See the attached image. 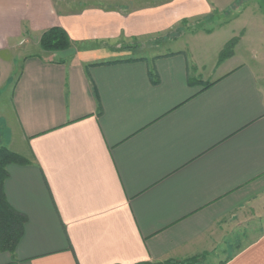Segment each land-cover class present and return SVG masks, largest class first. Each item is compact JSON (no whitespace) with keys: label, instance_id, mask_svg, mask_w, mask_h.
<instances>
[{"label":"crops","instance_id":"crops-1","mask_svg":"<svg viewBox=\"0 0 264 264\" xmlns=\"http://www.w3.org/2000/svg\"><path fill=\"white\" fill-rule=\"evenodd\" d=\"M206 22L263 35L264 0H0V120L29 161L7 167L26 223L0 264H264V38L205 89L190 65L227 41L180 44ZM52 28L69 50L41 48Z\"/></svg>","mask_w":264,"mask_h":264},{"label":"trees","instance_id":"trees-1","mask_svg":"<svg viewBox=\"0 0 264 264\" xmlns=\"http://www.w3.org/2000/svg\"><path fill=\"white\" fill-rule=\"evenodd\" d=\"M40 46L45 51H67L71 47L68 34L61 28H52L45 32L40 41ZM234 40L230 41L219 55V63L233 56ZM153 76V75H151ZM192 83L191 81L189 82ZM214 83H205V89ZM11 164L26 165L29 161L21 155L10 151L0 141V249L4 252L14 254L24 234L26 217L17 212L8 202L5 193V182L8 178L7 167ZM202 257H194L183 261L168 260L160 263H138V264H204Z\"/></svg>","mask_w":264,"mask_h":264},{"label":"rangeland","instance_id":"rangeland-1","mask_svg":"<svg viewBox=\"0 0 264 264\" xmlns=\"http://www.w3.org/2000/svg\"><path fill=\"white\" fill-rule=\"evenodd\" d=\"M231 16H226L224 21H231ZM233 20V19H232ZM203 26V30H200V27ZM214 26L212 23L206 22L203 25H196L194 23L191 24L190 28L188 31H185V33L182 35L184 36L183 42H181L180 45H188V43L192 42L191 45H214L215 42L219 40L217 45H223L225 41H227L226 45L234 40L235 47L233 48V56L235 52L240 53V48L239 45H249L246 40L245 42L241 41L243 38H247L248 36L250 39L255 43V45H262L260 44L261 40L264 38V34L261 35L260 33H256L254 31L250 32L247 31H237L235 32L234 30H230V26H227L224 28L223 31L217 33V35L213 36L212 38H207V33H213ZM208 31V32H207ZM175 36V35H174ZM182 38V37H181ZM156 43H161V44H167L169 43V39H156ZM178 45V44H177ZM225 45V46H226ZM264 45V44H263ZM224 46V47H225ZM224 49V48H223ZM222 49V50H223ZM31 52V50H30ZM29 53V51H28ZM221 53V52H220ZM220 55V54H219ZM219 60V57H218ZM228 60V59H227ZM226 61V60H225ZM224 61V62H225ZM223 63V62H222ZM222 63H219L217 61V64L211 63V66H205L201 67L196 63H192L190 65V76L196 78H201L207 83L210 81L214 80L219 74H220V66ZM17 71L19 70L20 64L17 63L16 65ZM259 70V69H258ZM11 93L9 91H6L3 93V95L0 96V114H10L12 115V110H11V104H10V99H11ZM8 119L4 116V120H0V141L3 144V146H7L11 142V135H12V128H9L8 125ZM205 256V255H203ZM203 263L205 264V257L203 258Z\"/></svg>","mask_w":264,"mask_h":264}]
</instances>
